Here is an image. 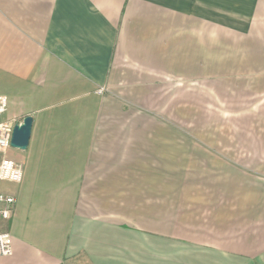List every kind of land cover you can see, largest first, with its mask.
<instances>
[{"label":"crops","instance_id":"obj_1","mask_svg":"<svg viewBox=\"0 0 264 264\" xmlns=\"http://www.w3.org/2000/svg\"><path fill=\"white\" fill-rule=\"evenodd\" d=\"M221 93L224 149L187 130ZM0 95V264H264V0H0Z\"/></svg>","mask_w":264,"mask_h":264},{"label":"built area","instance_id":"obj_2","mask_svg":"<svg viewBox=\"0 0 264 264\" xmlns=\"http://www.w3.org/2000/svg\"><path fill=\"white\" fill-rule=\"evenodd\" d=\"M105 89H100L103 94ZM9 108V99L0 95V220L12 218L17 199L12 195L2 192V183L20 184L23 181L24 165L11 158V139L15 125L18 121L15 118L5 119ZM14 253L13 237L9 232L0 231V258L11 257Z\"/></svg>","mask_w":264,"mask_h":264},{"label":"rangeland","instance_id":"obj_3","mask_svg":"<svg viewBox=\"0 0 264 264\" xmlns=\"http://www.w3.org/2000/svg\"><path fill=\"white\" fill-rule=\"evenodd\" d=\"M219 99L217 103H213L211 109H203L201 112L198 113L196 121L198 119V124L196 122V126L187 125V130L189 129L191 132H199L203 134H212L215 135L218 139L219 149L225 148V128H226V111H225V94L221 93L218 95ZM209 105V104H208ZM8 113V112H7ZM191 115L193 113L191 111ZM13 119V118H12ZM19 123V122H18ZM12 153H19V150L11 149L10 154ZM188 169H194L193 167H187L185 176H186V194H193L192 190H189L190 186H194L195 183L188 182L192 178L195 177L193 172L188 171ZM16 185L12 183L4 182L2 183L1 189H10L13 190ZM192 188V187H191ZM5 191V190H4ZM76 264V263H73Z\"/></svg>","mask_w":264,"mask_h":264},{"label":"water","instance_id":"obj_4","mask_svg":"<svg viewBox=\"0 0 264 264\" xmlns=\"http://www.w3.org/2000/svg\"><path fill=\"white\" fill-rule=\"evenodd\" d=\"M32 128V117H26L22 123H17L14 127L11 139V147L19 151H26L30 143Z\"/></svg>","mask_w":264,"mask_h":264}]
</instances>
